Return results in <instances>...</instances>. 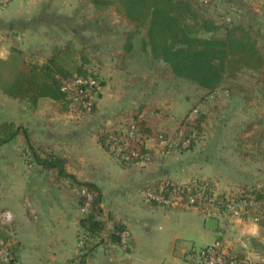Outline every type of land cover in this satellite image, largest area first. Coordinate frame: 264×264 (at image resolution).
<instances>
[{
  "label": "crops",
  "instance_id": "0c3cea01",
  "mask_svg": "<svg viewBox=\"0 0 264 264\" xmlns=\"http://www.w3.org/2000/svg\"><path fill=\"white\" fill-rule=\"evenodd\" d=\"M45 2L13 1L0 16V31L20 33L24 38L35 35L43 12L52 10L44 7ZM68 12L62 19L73 16ZM59 25L56 27L60 28ZM118 52L123 60L124 46ZM130 64L125 61L120 68H104L108 73L104 82L113 80L116 74L130 73ZM160 87L143 85L136 93L126 95L130 85H103L97 112L89 117L43 110L55 105L43 99L38 109L19 107L17 115L5 120H17L46 152L59 153L69 160V173L101 188L104 220L109 227L114 222L125 227L126 245L113 244L104 235L103 244L86 264H191L193 252L217 242L229 247L240 261L264 264V236L259 223L232 220L198 207L154 204L144 194L146 187L155 182L189 184L195 179L191 170L199 167L212 170V159L203 157L202 153H198L200 158L189 157L188 152L176 148L165 153L163 143L148 140L145 146L154 152L155 159L148 165L123 166L101 146L100 133L117 126L118 115L127 109L142 104L160 107L168 101L167 97L171 116L190 108L191 102L186 99L184 104L177 102L179 98L171 102L173 98L162 95ZM18 102L6 99L4 104L10 114L9 107ZM203 171L200 170L202 174ZM200 172H196L197 176ZM0 209L14 215L5 243L16 251L17 264H67L79 255L84 236L79 221L86 212L79 208L67 181H57L53 172L29 164L23 135L0 146ZM210 218L218 221L215 230L207 225Z\"/></svg>",
  "mask_w": 264,
  "mask_h": 264
},
{
  "label": "trees",
  "instance_id": "16d2710c",
  "mask_svg": "<svg viewBox=\"0 0 264 264\" xmlns=\"http://www.w3.org/2000/svg\"><path fill=\"white\" fill-rule=\"evenodd\" d=\"M89 1L98 14L115 7L119 14L135 26V31L129 34L124 46V63L132 55L131 52H134V38L140 37L144 53L150 54L154 61L162 62L174 77L196 84L209 93L217 92L242 71L264 68V52L258 45L259 33L254 32L251 27L227 26L221 36L213 34L205 37L200 34L201 30L215 33L219 29L214 21L200 16L197 10L200 0ZM75 34L79 36L77 32ZM84 46V43L81 49L72 43L56 46L51 57L43 64L28 62L22 51L14 48L7 59L0 58V91L10 99L25 103L29 110L38 109L40 101L48 99L63 114L76 111L83 117L94 115L97 112L96 101H91V109L87 111L83 104L89 101V97L76 99L78 92L82 91L81 95H86L88 87L81 84H77L75 89L68 87L77 79H95L101 86L104 85L92 68L95 56ZM100 97L101 93L98 92L97 98ZM160 112L161 108L149 104L131 108L124 112L127 122L122 126L126 129L132 125L138 127L145 143L148 140L162 143L169 139V135L158 128V122L154 118ZM206 118V115L201 114L195 119L188 117L182 122L184 135L179 148H182L184 141L189 142L186 149L194 148L196 141L203 136ZM113 134L121 135L122 131H118L117 126H112L99 135V142L107 151L110 150L109 138ZM19 135L24 137L29 164L39 166L42 171L53 172L57 181H67L79 208H87L79 221L84 235L80 240L79 255L67 264H86L103 244L104 235H108L113 244H122L121 234L125 232V227L119 222H114L109 227L104 220L101 188L69 173V160L59 153L46 152L29 129L15 121L0 119V146L13 142ZM141 154L154 155V152L143 146ZM119 163L123 166H137L140 165V159L135 158L130 164ZM175 189V186L166 182H155L145 190L170 197ZM181 189L186 195L188 187L183 186ZM241 190L244 195L239 200L246 203L247 210H251L258 223L264 226V189L250 190L243 187ZM193 194L192 192L191 195ZM8 239L7 228H0V241L6 244ZM7 251L10 260L5 264H17L16 251L10 248Z\"/></svg>",
  "mask_w": 264,
  "mask_h": 264
},
{
  "label": "rangeland",
  "instance_id": "374dc122",
  "mask_svg": "<svg viewBox=\"0 0 264 264\" xmlns=\"http://www.w3.org/2000/svg\"><path fill=\"white\" fill-rule=\"evenodd\" d=\"M13 1L15 0H12V3ZM200 2V6H197L200 16L214 21L219 26L215 33L201 30V35L221 36L227 26L251 27L254 32L259 33L258 45L264 52V0ZM12 3L0 11V16L5 14ZM44 7H50L52 10L49 12L44 9L42 21L36 27L38 33L35 35L30 34L31 36L24 38L20 33L8 34L0 31V57L7 59L16 48L22 51L28 62L43 64L51 57L54 47L72 43L81 49L84 43V47L95 56L92 68L104 85H130V92L126 95L136 93L143 85H161L162 95H170L169 98H173L171 102L175 98L181 99L176 101L183 104L185 99L190 101V108L181 109L179 115L171 116L168 107L170 99L167 97L168 101H164L159 107L161 112L154 115L158 128L169 135V139L162 142L165 153L176 148L178 151L188 152L189 157L200 158L198 153H202L203 157H208L214 162L212 170L208 167L191 170L195 179L189 184L180 185L188 187V196L184 197V201L188 204V200L194 198L200 204L196 206L208 213L222 214L232 220L242 219L258 223L254 220V213L247 210L246 203L239 199L244 195L241 190L243 187L250 190L264 189V68L242 71L217 92L209 93L196 84L174 77L162 62L154 61L150 54L141 50V38L136 37L133 40L134 52H131L129 60H126L131 63V72L124 76L116 74L117 76L107 83L104 81L108 73L104 68L114 69L123 65L118 51L125 46L129 34L135 31V26L119 14L115 7L98 14L89 0H46ZM67 11L73 15L71 20L62 19V15ZM58 23L61 24L60 28L56 27ZM102 89L103 86L100 93ZM100 98H97V93L93 95L97 104ZM6 99L8 97L0 91L1 120L13 114L17 115L19 107H26V104L21 102L18 103L22 106L18 103L12 107L7 105L12 109L10 114L4 104ZM47 109L62 114L56 105H48L43 110ZM124 112L126 113V110ZM124 112L118 115L117 128L126 121ZM70 114L72 117L83 118V115L76 111ZM201 114L207 117L203 124V136L196 141L192 150L186 149L189 146L186 141L182 143V148H179L184 135L183 123L188 117L195 119ZM152 156L154 160L155 156ZM200 170H204V174ZM198 171L200 176L196 174ZM5 211L7 210L0 209V228H7V232H10L12 224L4 225L1 220ZM262 235L264 236V226ZM5 252L8 253L6 244L0 241V264L6 262Z\"/></svg>",
  "mask_w": 264,
  "mask_h": 264
},
{
  "label": "built area",
  "instance_id": "2783aa9c",
  "mask_svg": "<svg viewBox=\"0 0 264 264\" xmlns=\"http://www.w3.org/2000/svg\"><path fill=\"white\" fill-rule=\"evenodd\" d=\"M12 3V0H0V11L7 8ZM77 84H81L85 87H88V93L86 95H81V92L77 93V100L82 99L84 96L89 97L88 102H84V108L89 111L91 109V101H93V95L98 93L101 89V85L95 79H77L74 83L69 84L68 87L70 89H75ZM124 121L122 124L126 123ZM118 131H122L121 135L113 134L109 138L111 155L118 162H125L130 164L133 159H140V165H148L153 161V156L150 154L142 155L141 148L145 146V142L143 140V135L139 132L138 127L132 125L129 129L124 128L123 126L118 128ZM186 143H189L186 141ZM166 183L175 186V192L171 194L170 197H166L163 194H157L148 190L144 191V194L148 201H155L161 203L166 206H184L192 204L196 206L198 202L197 199L190 198L188 200V204L184 201V197L188 195H184V190L181 189L180 185L175 183H170L167 181ZM199 204V203H197ZM200 205V204H199ZM87 209V208H86ZM86 209L84 211L86 212ZM243 214V213H242ZM243 216V215H242ZM1 220L4 225H10L14 221V215L10 211H5L1 215ZM258 221L257 218L254 219ZM122 243L126 245L127 233L123 232L121 234ZM6 253V252H5ZM5 261L8 262L10 260V256L8 253L5 255ZM191 264H252L250 261H239L236 256L233 255L232 251L229 247L224 245L221 242H217L214 245L207 247L202 250H198L193 252L191 255Z\"/></svg>",
  "mask_w": 264,
  "mask_h": 264
},
{
  "label": "water",
  "instance_id": "95a60500",
  "mask_svg": "<svg viewBox=\"0 0 264 264\" xmlns=\"http://www.w3.org/2000/svg\"><path fill=\"white\" fill-rule=\"evenodd\" d=\"M218 221L215 218L208 219L207 225L210 229L215 230L217 228Z\"/></svg>",
  "mask_w": 264,
  "mask_h": 264
}]
</instances>
